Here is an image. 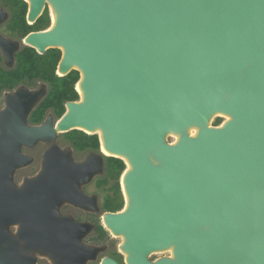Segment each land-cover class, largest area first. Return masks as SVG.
<instances>
[{
  "label": "water",
  "instance_id": "water-1",
  "mask_svg": "<svg viewBox=\"0 0 264 264\" xmlns=\"http://www.w3.org/2000/svg\"><path fill=\"white\" fill-rule=\"evenodd\" d=\"M28 1L29 20L46 1L58 19L27 42L60 48L58 69L83 76V101L67 103L56 130L99 129L131 166L128 208L105 216L126 264H264V0ZM217 112L229 120L209 127ZM20 142L0 153V225L15 203L7 191ZM51 155L39 178L46 207L74 197L87 165Z\"/></svg>",
  "mask_w": 264,
  "mask_h": 264
},
{
  "label": "flooded vegetation",
  "instance_id": "flooded-vegetation-1",
  "mask_svg": "<svg viewBox=\"0 0 264 264\" xmlns=\"http://www.w3.org/2000/svg\"><path fill=\"white\" fill-rule=\"evenodd\" d=\"M23 1L26 11L19 20L16 15L19 8L12 0H0V40L3 42L0 44V153L11 155L12 142L21 140L19 155L24 158L23 164L13 168L12 190L7 191L15 203L5 207L7 222L0 225L4 235L0 242V263L102 264L103 260L110 259L117 264H126V254L121 249L123 238L114 235L105 223L106 215L123 212L126 208L122 186L126 159L121 157L126 167L116 187L115 180L109 175L108 157L119 156L104 149L99 131L56 130L57 122L67 111V103L83 101L79 86L81 75L74 87L78 99L63 102L64 111L60 116L55 114L52 104L41 110L46 100L53 98L55 89H51V83L41 73L19 70L18 59L25 50L43 56L50 49H58L60 57L53 74L57 78L65 76L58 69L62 56L60 48L47 47L40 52L27 42L34 33L53 30L57 17L52 5L46 1L40 14L29 20V1ZM45 12L48 26L32 29ZM48 125L54 134L48 129L47 133L43 132ZM74 130L81 131L86 137L80 134L73 139L67 138L66 134ZM93 135L98 140L97 149L77 148L78 143H91ZM50 154L54 163H59L61 156H68L76 167L82 163L87 165L73 176L71 192L74 197L56 198L46 207L45 185L39 178L46 172V156ZM50 233L52 239L47 238ZM153 254L148 256L151 261L156 258Z\"/></svg>",
  "mask_w": 264,
  "mask_h": 264
},
{
  "label": "trees",
  "instance_id": "trees-1",
  "mask_svg": "<svg viewBox=\"0 0 264 264\" xmlns=\"http://www.w3.org/2000/svg\"><path fill=\"white\" fill-rule=\"evenodd\" d=\"M12 3L19 8L18 13L16 14L20 19H23L25 11H26V3L23 0H12ZM48 26V16L45 12L43 17L36 23L32 29H44ZM60 57V51L58 49H50L45 55L38 56L33 51L23 52L19 57V70L25 71H37L41 73L43 78L51 83V89H55L52 99H47L45 104H43L41 110L44 111L45 108L52 104L54 108V112L57 116H60L63 111V102L65 101H76L78 99V94L74 90L76 83L79 81V72L76 70L71 71L69 74L57 78L54 76V70L56 68V64ZM57 97V98H56ZM221 120L218 118L217 123ZM83 135L81 131L74 130L68 132L66 134L67 138H72L77 135ZM86 137V136H85ZM88 137V136H87ZM92 142L87 143H78L77 148L80 150L85 149H97L98 140L96 135L91 136ZM73 139V138H72ZM110 162V171L109 175L112 179L115 180V186L118 187L117 180L122 172L125 170V163L122 159L115 157H108Z\"/></svg>",
  "mask_w": 264,
  "mask_h": 264
},
{
  "label": "bare ground",
  "instance_id": "bare-ground-1",
  "mask_svg": "<svg viewBox=\"0 0 264 264\" xmlns=\"http://www.w3.org/2000/svg\"><path fill=\"white\" fill-rule=\"evenodd\" d=\"M53 7V6H52ZM54 8V7H53ZM54 11H55V14H56V17H57V19H58V15H57V13H56V10H55V8H54ZM57 23V22H56ZM56 26V25H55ZM82 79H83V76L81 75V80H80V83H79V86H80V89H81V84H82ZM82 90V89H81ZM82 93H83V91H82ZM216 116H223L224 117V120H223V122L219 125V127L220 126H222L226 121H228L229 120V117L228 116H226V115H224V114H222V113H220V112H217V113H215V114H213L211 117H210V120H209V123H208V126L209 127H211V125H210V122H211V120L214 118V117H216ZM87 131V130H86ZM95 131H99L100 132V135H101V141H102V145H103V147H104V142H103V139H102V133H101V131L99 130V129H96ZM198 131H199V129H198V127H195V126H192V127H190L189 129H188V133H189V135L191 136V137H195L196 135H197V133H198ZM90 132H94V131H90ZM167 135H169V136H172L173 138H174V140H173V142L171 143V144H175L177 141H178V139H179V136H178V134H176V133H168ZM104 149L106 150V148L104 147ZM107 151V150H106ZM109 152V151H108ZM110 153V152H109ZM111 155H113V156H118V155H116V154H113V153H110ZM127 162V161H126ZM131 169V166H130V164L127 162V169H126V171H125V173L126 172H128L129 170ZM125 173H124V175H125ZM124 175H123V179H122V186H123V190H124V195H125V199H126V204H125V210L124 211H126V209L128 208V205H129V200H128V195H127V193H126V189H125V186H124ZM123 211V212H124ZM122 213V212H121ZM113 233V232H112ZM114 234V233H113ZM115 235V234H114ZM116 236H121V235H116ZM122 238H123V236H121ZM123 242H124V238H123ZM123 245V244H122ZM122 245H121V249H122ZM123 251V250H122ZM169 251V253L171 254V249H169L168 250ZM124 252V251H123ZM125 253V252H124ZM154 253H161V252H154ZM126 254V253H125ZM126 258H127V254H126Z\"/></svg>",
  "mask_w": 264,
  "mask_h": 264
},
{
  "label": "rangeland",
  "instance_id": "rangeland-1",
  "mask_svg": "<svg viewBox=\"0 0 264 264\" xmlns=\"http://www.w3.org/2000/svg\"><path fill=\"white\" fill-rule=\"evenodd\" d=\"M79 75H80V73H79ZM218 118L221 120L219 123H217V119ZM223 120H224V117L223 116H216V117H214L211 120L210 125L211 126H219L223 122ZM172 139L174 140V138L172 136H169V135L166 138L167 142L170 143V144L173 142ZM19 176H21V175L19 174ZM19 176L16 177L17 180H19ZM153 255H154L153 257H156L155 259H158V258H161V257L171 256V254L167 250L166 251H162L161 253H158V254L157 253H154Z\"/></svg>",
  "mask_w": 264,
  "mask_h": 264
}]
</instances>
